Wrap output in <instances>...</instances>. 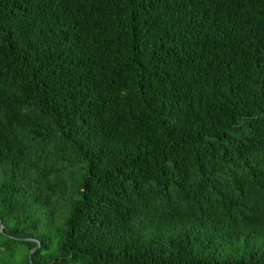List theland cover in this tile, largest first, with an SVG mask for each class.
I'll return each mask as SVG.
<instances>
[{
	"label": "trees",
	"instance_id": "1",
	"mask_svg": "<svg viewBox=\"0 0 264 264\" xmlns=\"http://www.w3.org/2000/svg\"><path fill=\"white\" fill-rule=\"evenodd\" d=\"M1 225L0 264H264V0H0Z\"/></svg>",
	"mask_w": 264,
	"mask_h": 264
},
{
	"label": "water",
	"instance_id": "2",
	"mask_svg": "<svg viewBox=\"0 0 264 264\" xmlns=\"http://www.w3.org/2000/svg\"><path fill=\"white\" fill-rule=\"evenodd\" d=\"M2 228H3V226L1 225V226H0V231H2ZM35 251H36V248L33 249V250L31 251V256H32V254H33ZM31 264H33V262H32V258H31Z\"/></svg>",
	"mask_w": 264,
	"mask_h": 264
}]
</instances>
